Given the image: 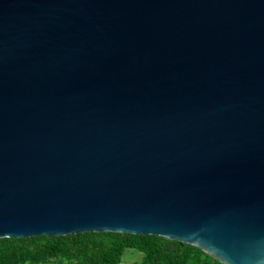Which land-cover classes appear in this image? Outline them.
Masks as SVG:
<instances>
[{
  "label": "water",
  "instance_id": "1",
  "mask_svg": "<svg viewBox=\"0 0 264 264\" xmlns=\"http://www.w3.org/2000/svg\"><path fill=\"white\" fill-rule=\"evenodd\" d=\"M86 232L264 264V0H0V238Z\"/></svg>",
  "mask_w": 264,
  "mask_h": 264
},
{
  "label": "trees",
  "instance_id": "2",
  "mask_svg": "<svg viewBox=\"0 0 264 264\" xmlns=\"http://www.w3.org/2000/svg\"><path fill=\"white\" fill-rule=\"evenodd\" d=\"M125 249L142 253L141 264H220L175 240L115 232L0 238V264H119Z\"/></svg>",
  "mask_w": 264,
  "mask_h": 264
},
{
  "label": "rangeland",
  "instance_id": "3",
  "mask_svg": "<svg viewBox=\"0 0 264 264\" xmlns=\"http://www.w3.org/2000/svg\"><path fill=\"white\" fill-rule=\"evenodd\" d=\"M142 257V253L136 250L125 249L122 253L119 264H141Z\"/></svg>",
  "mask_w": 264,
  "mask_h": 264
}]
</instances>
